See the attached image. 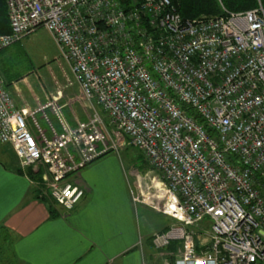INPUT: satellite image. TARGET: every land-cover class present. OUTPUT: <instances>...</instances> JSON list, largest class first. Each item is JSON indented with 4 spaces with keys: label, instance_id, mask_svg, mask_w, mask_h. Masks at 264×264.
I'll return each instance as SVG.
<instances>
[{
    "label": "built area",
    "instance_id": "obj_1",
    "mask_svg": "<svg viewBox=\"0 0 264 264\" xmlns=\"http://www.w3.org/2000/svg\"><path fill=\"white\" fill-rule=\"evenodd\" d=\"M6 1L0 50L46 27L89 108L48 136L0 75V141L46 166L56 201L72 208L85 188L70 176L128 139L162 176L154 247L179 240L176 264L264 260V5L187 19L171 0Z\"/></svg>",
    "mask_w": 264,
    "mask_h": 264
},
{
    "label": "crops",
    "instance_id": "obj_2",
    "mask_svg": "<svg viewBox=\"0 0 264 264\" xmlns=\"http://www.w3.org/2000/svg\"><path fill=\"white\" fill-rule=\"evenodd\" d=\"M0 75L18 105L16 100H21L15 98L16 81ZM75 101L84 109L83 113L74 108ZM66 103L70 108L66 115L71 122L88 117L83 95L63 104ZM52 112L39 114L43 127H49V121L61 130L59 115ZM29 124L34 126L31 118ZM115 151L100 155L70 176L85 192L68 209L59 203L50 205L41 196L46 166L24 167L12 145L0 141V248L9 251V264H145L143 246L153 245L148 236L163 230L169 221L165 222L166 217L149 204L151 195L146 200L135 193L130 175L138 178L140 173L136 169L126 172L123 157ZM51 208L56 215L52 216ZM4 228L7 239L2 237Z\"/></svg>",
    "mask_w": 264,
    "mask_h": 264
},
{
    "label": "rangeland",
    "instance_id": "obj_3",
    "mask_svg": "<svg viewBox=\"0 0 264 264\" xmlns=\"http://www.w3.org/2000/svg\"><path fill=\"white\" fill-rule=\"evenodd\" d=\"M0 73L16 81L15 98L21 100L20 103L16 100L18 105L30 104L31 106H28L32 109L38 108L35 117L42 127L43 123L39 118V114L43 112L53 113L52 111L60 114L62 118L59 121L62 127L61 130L57 126L54 127L53 123L51 124L49 121V127H43L48 136L62 131L63 124L66 126L77 124V121L71 122L68 119L66 113L70 112V108L67 105L68 103L65 105L63 103L76 96H82V92L74 83L73 72L68 60L61 55L58 43L46 27H37L4 49L0 53ZM76 101L72 105L79 113H83L84 109ZM31 128L35 134L38 133L34 126H31ZM113 132L115 137L116 135L122 137L117 130ZM117 144L118 148L116 149L118 151H115L114 154H120L123 157L126 172L130 173V171L136 169L140 173L138 178L130 175L135 193L142 194L141 198L143 199H150L149 195H152L155 191L156 183L162 177L160 171L155 168L145 153L132 142H129L128 139L120 143L117 141ZM153 180L156 183H153ZM41 185V196L47 197L52 203H58L51 195L48 185L43 182ZM166 218L165 222H168L169 219ZM179 246L180 243L175 248L170 246L156 248L144 244L145 264H173L181 252ZM7 254H9V251L5 247L3 253L0 254V264H9L10 259Z\"/></svg>",
    "mask_w": 264,
    "mask_h": 264
},
{
    "label": "trees",
    "instance_id": "obj_4",
    "mask_svg": "<svg viewBox=\"0 0 264 264\" xmlns=\"http://www.w3.org/2000/svg\"><path fill=\"white\" fill-rule=\"evenodd\" d=\"M171 1L175 5L177 10L181 12L182 16L187 19L197 18L203 15H209V16L219 15L225 13V11H243L253 8L259 5V3H262L264 5V0H171ZM10 30H11V25L8 14L7 1L0 0V33L9 32ZM192 112H194V110H192ZM196 117L199 120H203L200 114H196ZM44 198L47 199V197ZM49 202L50 205H53L52 201L49 200ZM51 213L52 216L56 215L52 208H51ZM7 236H8V232L6 228H4L2 230V237L4 239H7ZM148 240H152V234L148 236ZM177 244H179V240H173L167 246L175 248ZM253 264H264V261L260 260Z\"/></svg>",
    "mask_w": 264,
    "mask_h": 264
}]
</instances>
